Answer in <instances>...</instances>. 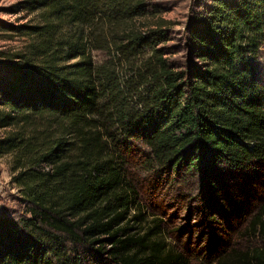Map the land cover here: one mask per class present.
<instances>
[{
  "label": "trees",
  "instance_id": "trees-1",
  "mask_svg": "<svg viewBox=\"0 0 264 264\" xmlns=\"http://www.w3.org/2000/svg\"><path fill=\"white\" fill-rule=\"evenodd\" d=\"M24 4L39 21L22 55L0 56V128L16 129L0 154L16 157L31 218H0V264H80L84 250L103 264H187L143 210L141 178L200 172L216 185L264 169L250 58L264 0H215L187 26L183 66L168 57L174 23L147 0ZM250 229L264 239V203ZM207 250L208 264H264V248Z\"/></svg>",
  "mask_w": 264,
  "mask_h": 264
},
{
  "label": "rangeland",
  "instance_id": "rangeland-1",
  "mask_svg": "<svg viewBox=\"0 0 264 264\" xmlns=\"http://www.w3.org/2000/svg\"><path fill=\"white\" fill-rule=\"evenodd\" d=\"M25 1L0 0V56L22 55L26 51L29 36L24 33L29 26L38 23L39 18L38 13L25 8ZM214 1L147 0L151 12L174 23L167 48L168 57L175 65L183 66L188 59L189 22L204 16ZM16 27L24 32L12 29ZM96 57L102 59L101 54ZM250 58L264 92V44L259 54ZM2 59L0 57V88L4 75ZM15 131L14 127L0 128V141ZM15 159L13 154H0V218L6 216L21 223L31 216L22 189L15 181L18 166ZM248 177L207 185L200 172L190 179L182 176L178 181L170 180L165 173L148 174L142 176L140 182L141 203L150 220L163 222L164 239L185 256L187 264H208L204 258L210 245L215 248L223 245L239 252L264 248V239L250 229L264 203V169L257 176L250 174ZM85 251L76 255L80 264H103L94 252Z\"/></svg>",
  "mask_w": 264,
  "mask_h": 264
}]
</instances>
